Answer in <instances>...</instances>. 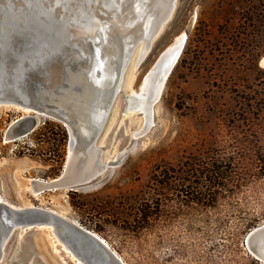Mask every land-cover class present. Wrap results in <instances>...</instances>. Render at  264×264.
I'll use <instances>...</instances> for the list:
<instances>
[{"label":"rangeland","instance_id":"rangeland-1","mask_svg":"<svg viewBox=\"0 0 264 264\" xmlns=\"http://www.w3.org/2000/svg\"><path fill=\"white\" fill-rule=\"evenodd\" d=\"M182 36L183 52L143 132L145 80L158 76ZM140 49L95 140L107 169L79 188L34 196L32 179L62 174L70 133L54 116L0 104L1 197L64 215L100 236L119 264H250L244 240L264 223V0H177L138 65ZM27 115L37 118L35 129L11 139L10 126ZM51 229L17 234L43 264H84ZM13 243L0 263L12 259Z\"/></svg>","mask_w":264,"mask_h":264},{"label":"water","instance_id":"water-1","mask_svg":"<svg viewBox=\"0 0 264 264\" xmlns=\"http://www.w3.org/2000/svg\"><path fill=\"white\" fill-rule=\"evenodd\" d=\"M125 5L126 0H0V104L54 116L67 127L70 148L74 152L96 140L99 132L87 140L82 139L73 95L83 92L90 77L96 75L105 62L120 61L111 19L122 14ZM171 17L169 13L158 36ZM137 46L139 44L128 49L122 71ZM148 53L139 57L138 65ZM87 70L89 75L85 74ZM122 71L118 72V77ZM36 125L37 118L27 115L10 126L8 135L17 139L30 134ZM102 167L107 169L105 164ZM101 175L90 180L88 176L74 177L67 160L60 177L46 190L56 187L72 190ZM43 225L53 226L58 238L84 264H99L86 245L98 248L110 264H119L99 237L67 218L44 208L17 209L0 202V248L8 234L12 235L6 249L19 230L27 232ZM25 242L24 236L19 252L8 264H43ZM244 246L249 254L264 263V223L247 234Z\"/></svg>","mask_w":264,"mask_h":264},{"label":"bare ground","instance_id":"bare-ground-1","mask_svg":"<svg viewBox=\"0 0 264 264\" xmlns=\"http://www.w3.org/2000/svg\"><path fill=\"white\" fill-rule=\"evenodd\" d=\"M175 4L176 0H126L124 12L122 14H116L111 19L115 44H118L117 54H119L118 58H120L121 62L116 61V64L111 63L112 61L107 63L105 62L99 72L90 77L91 81L83 89V92L77 91L73 95L75 97L73 102L76 106L75 111L77 112L80 122L79 130L81 131L82 139L87 140L92 136L97 135L100 131V128L105 121L108 107L112 98L116 94L117 89L119 88V79L122 73H120L118 77V72L122 71L128 49H130L131 46H135L140 43L141 49L139 51V57H141L142 54H147L153 43L151 42L150 44L151 38L154 37L155 34H157L155 35V38L158 36L163 21L169 13H173ZM185 44L186 37H180L177 44L170 48L161 58L160 65L162 67H160L157 71L158 76H156L155 73L154 75L152 74L153 76L150 75L145 80L144 87L142 88V94L145 96V99L141 107L146 119V125L143 132H148L151 126L153 119V106L161 99L166 82L176 67ZM112 50L116 52L115 49L112 48ZM121 51L122 55L120 54ZM88 71L89 70L85 72L86 75H89L90 72ZM22 110L27 114L32 111L33 113L35 112L30 108H23ZM38 113L39 112H37V114ZM94 144L95 140L90 144H86L84 149H79L76 152L72 151L70 148V155L67 160L70 164V172L72 176L81 178L88 176V179L90 180L104 172L105 169L99 161L100 150ZM79 145L81 147V144ZM33 180H36V182L33 183ZM30 182L33 189L30 185H27V188L34 193V196H38L45 191L62 189L56 187L52 190H46L49 189V184L55 182V179L51 181L32 179ZM0 202H4L1 195ZM17 209L23 208L21 207ZM59 215L67 218L62 214ZM51 230L56 232L53 226ZM11 235V233L8 234L1 244L0 259L7 256L5 244H7L6 242L9 240ZM96 236L103 240L100 236ZM23 242V233L16 234L14 244L16 249L12 258H14V256L19 252ZM65 248L68 249L66 246ZM74 257L76 256L74 255Z\"/></svg>","mask_w":264,"mask_h":264},{"label":"trees","instance_id":"trees-1","mask_svg":"<svg viewBox=\"0 0 264 264\" xmlns=\"http://www.w3.org/2000/svg\"><path fill=\"white\" fill-rule=\"evenodd\" d=\"M143 212H144V216H146V217L150 216V213H149V211L147 209L143 210ZM254 227L255 226L253 225V226H251L249 228H254ZM248 255H249L248 259H249V263L250 264H264V263L260 262L259 260H257L256 258H254L251 254L248 253Z\"/></svg>","mask_w":264,"mask_h":264}]
</instances>
